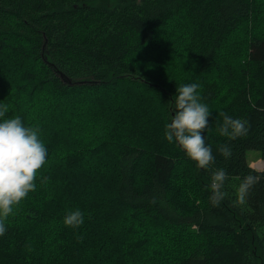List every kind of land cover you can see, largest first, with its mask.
Here are the masks:
<instances>
[{
    "label": "trees",
    "instance_id": "obj_1",
    "mask_svg": "<svg viewBox=\"0 0 264 264\" xmlns=\"http://www.w3.org/2000/svg\"><path fill=\"white\" fill-rule=\"evenodd\" d=\"M248 150L264 0H0V264H264Z\"/></svg>",
    "mask_w": 264,
    "mask_h": 264
},
{
    "label": "rangeland",
    "instance_id": "obj_2",
    "mask_svg": "<svg viewBox=\"0 0 264 264\" xmlns=\"http://www.w3.org/2000/svg\"><path fill=\"white\" fill-rule=\"evenodd\" d=\"M234 125L242 127L244 125V123L242 121H240V120H234L231 123L230 134H233V129H234L233 126ZM246 156H247V160L249 162V165L251 167L255 168L256 170H263L264 169V160L261 159L260 154H259L258 151H256V150H248L247 153H246ZM158 232H159V229L155 227L153 229L152 234L157 237V236H159Z\"/></svg>",
    "mask_w": 264,
    "mask_h": 264
}]
</instances>
